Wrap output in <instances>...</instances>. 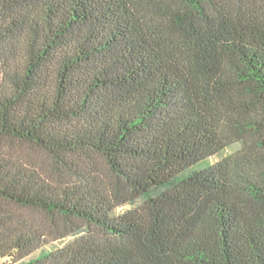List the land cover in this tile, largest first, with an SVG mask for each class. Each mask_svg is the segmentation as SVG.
<instances>
[{
	"label": "trees",
	"instance_id": "1",
	"mask_svg": "<svg viewBox=\"0 0 264 264\" xmlns=\"http://www.w3.org/2000/svg\"><path fill=\"white\" fill-rule=\"evenodd\" d=\"M36 250L264 264V0H0V260Z\"/></svg>",
	"mask_w": 264,
	"mask_h": 264
},
{
	"label": "rangeland",
	"instance_id": "2",
	"mask_svg": "<svg viewBox=\"0 0 264 264\" xmlns=\"http://www.w3.org/2000/svg\"><path fill=\"white\" fill-rule=\"evenodd\" d=\"M237 147H238V144H236V143L232 144V145L226 147L224 150H222L217 155L212 156L209 159V161L213 162L215 160H218L219 158L224 157V156L232 153L235 149H237ZM128 207H130V205H128V204L123 205V206L117 208V211H123V210L127 209ZM36 216H38V215H36ZM70 239H71V237H66V238H63V239H60V240H56V241L53 242L52 245H54V246L63 245L65 242H67ZM39 252H40V250H36L33 253H31L30 255H28V256L24 257L23 259L19 260L15 264H23L24 261H26L27 259H29L31 257L36 256ZM0 264H9V263H7V261L0 260Z\"/></svg>",
	"mask_w": 264,
	"mask_h": 264
}]
</instances>
